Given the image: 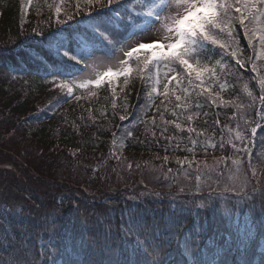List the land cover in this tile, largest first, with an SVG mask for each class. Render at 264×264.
Listing matches in <instances>:
<instances>
[{
    "label": "trees",
    "instance_id": "1",
    "mask_svg": "<svg viewBox=\"0 0 264 264\" xmlns=\"http://www.w3.org/2000/svg\"><path fill=\"white\" fill-rule=\"evenodd\" d=\"M77 3L35 0L27 17L26 0H0V264H51L50 255L63 258L70 243L66 236L98 238L115 233L128 219H161L171 214L170 206L191 202L196 185L203 189L196 192L197 204L199 197L210 194L231 198L217 201L206 219L213 232H234L236 217L221 213L238 202L233 189L242 188L248 197L240 204L241 223L249 206L258 210L264 204V122L254 139L250 135L264 108L259 90L264 59H252L260 56L258 44L253 50L240 32L244 67L221 65L217 75L224 82L227 74V82L223 90L214 87L215 104L186 84V93L169 84L164 95V68L158 91L149 95L150 89L135 75V64L133 78L127 85L121 78L115 96L105 87L95 95L77 90L64 99L44 66L26 50L40 47V32L57 30V7L63 17L74 13ZM237 133L248 152L232 148L240 144ZM185 158L191 166L177 163ZM149 165L157 171L150 174ZM195 226L189 217L187 227ZM260 243L264 241L258 236L256 264ZM53 246L58 252L51 251ZM173 253L179 254L175 243Z\"/></svg>",
    "mask_w": 264,
    "mask_h": 264
},
{
    "label": "snow or ice",
    "instance_id": "2",
    "mask_svg": "<svg viewBox=\"0 0 264 264\" xmlns=\"http://www.w3.org/2000/svg\"><path fill=\"white\" fill-rule=\"evenodd\" d=\"M55 23L57 30L47 35L40 32V47H29L26 52L44 66L51 77L49 82L64 99L74 97L77 90L87 89L95 95L105 87L115 96L121 78L125 85L133 78L135 64V75L146 85V91L150 89L149 95L158 91L160 69L164 68V95H168L169 84L186 93L187 88L182 87L186 84L215 104L214 87L223 90L227 82V74L224 82L217 75L221 65L234 62L237 68L244 67L238 42L241 31L253 50L259 46L260 56H254L253 61L264 59V0H78L72 14L62 17L57 7ZM161 31L166 34H154ZM251 69L256 71L255 62ZM259 90L260 104L264 106V77L259 78ZM175 98L182 99L180 95ZM257 115L259 121L250 132L253 139L260 122H264V108ZM260 130L264 132V127ZM126 135L130 136L131 131ZM235 139L240 144L233 143L232 148L248 152L239 133ZM191 144L195 147L197 141ZM220 147H224L223 142ZM177 163L191 166L193 162L185 158ZM207 187L210 191L213 188L211 184ZM201 191V186L196 185L191 202L170 206L171 214L161 219H140L135 223L128 219L115 233L106 232L98 238L66 236L70 243L64 246L63 258L57 260L50 255L51 264H256V238L264 241V204L258 210L255 205L249 206L241 223L240 204L248 197L242 188L233 189L238 202L222 208L221 213L236 217L235 231L221 234L212 231L207 213L217 201L223 204L231 198L210 194L199 197L201 202L197 204L196 192ZM128 217H132L131 210ZM189 217L196 225L192 229L187 227ZM51 228L55 232L57 225ZM174 243L179 245L178 256L173 253ZM259 249L260 264H264V243L259 244ZM51 251L58 252L55 246Z\"/></svg>",
    "mask_w": 264,
    "mask_h": 264
},
{
    "label": "rangeland",
    "instance_id": "3",
    "mask_svg": "<svg viewBox=\"0 0 264 264\" xmlns=\"http://www.w3.org/2000/svg\"><path fill=\"white\" fill-rule=\"evenodd\" d=\"M30 12V11H29ZM26 13V16L27 17H30V14L31 13ZM154 34H156V35H164V34H166V33H163L162 31L161 32H155ZM148 171H149V173L151 174V173H153V172H155V171H157V167L156 166H154V165H149V167H148ZM1 195H2V191L0 190V197H1ZM19 203H21V202H19Z\"/></svg>",
    "mask_w": 264,
    "mask_h": 264
}]
</instances>
